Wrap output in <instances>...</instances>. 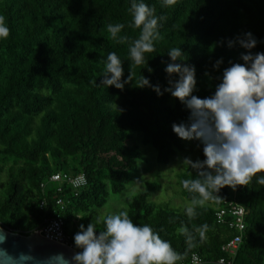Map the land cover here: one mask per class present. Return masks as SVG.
Here are the masks:
<instances>
[{
    "label": "trees",
    "instance_id": "trees-1",
    "mask_svg": "<svg viewBox=\"0 0 264 264\" xmlns=\"http://www.w3.org/2000/svg\"><path fill=\"white\" fill-rule=\"evenodd\" d=\"M133 2L154 7L155 15L164 17L155 51L146 53V62L139 66L129 53L140 34L129 27ZM162 5L163 0H0V15L10 29L6 39L0 38V227L28 236L60 217L73 244L81 224L87 228L95 223L98 234L108 215L100 217V210L110 195L122 194L140 162L148 160L140 144L155 151L151 162L158 165H168L184 150L172 125L189 124L190 113L164 92L169 79H178L165 72L167 64L194 66L192 95L203 99L214 94L229 62L244 63L240 56L248 50L238 44L229 47L228 41L250 32L257 41L250 51L264 53V0H177L174 6ZM116 23L124 28L114 40L107 25ZM120 37L127 39L120 42ZM172 48L183 52L174 62L168 56ZM112 52L123 63L122 81L131 72L123 90L100 84L104 61ZM142 76L159 85L162 94L138 87ZM193 142L202 161L203 145ZM56 173L82 174L86 185L73 190L53 183ZM261 175L246 187H223L217 193L222 200L198 206L191 221L185 207L176 210L149 200L161 188L152 181L132 198L127 211L134 224L150 225L175 251L186 253L178 264L192 254L202 264H219L221 247L235 232L218 224L214 213L235 202L246 210V227L233 263L264 264V186L256 183ZM195 176L191 168L176 172L173 195L190 202L181 180ZM204 224L209 231L201 242L193 229ZM182 225L196 237L191 249L177 232Z\"/></svg>",
    "mask_w": 264,
    "mask_h": 264
},
{
    "label": "clouds",
    "instance_id": "clouds-1",
    "mask_svg": "<svg viewBox=\"0 0 264 264\" xmlns=\"http://www.w3.org/2000/svg\"><path fill=\"white\" fill-rule=\"evenodd\" d=\"M176 3L177 0H163L162 6L171 7ZM129 11L132 15L129 27L140 29L138 38L129 48L133 65L139 66L146 62V53L155 51L159 21L164 17H157L155 8L143 2H133ZM123 28L124 25L120 23L107 25V31L114 40ZM9 34L6 18L0 15V38L6 39ZM126 39L119 38L120 42ZM234 44L248 50L240 56L244 63L229 62L231 66L223 70L221 82L210 97L201 99L192 95L196 85L194 66L168 63L165 68L169 77L176 74L178 79H169V87L164 92L178 99L190 113L189 124H173L172 130L183 140H198L203 145L205 157L195 162L184 159V164L196 171V178L181 180L183 189L191 194L190 203L185 209L190 221L197 216L198 206L222 200L217 193L223 187L228 186L233 190L237 186L246 187L257 173H264V53L253 54L250 51L257 44L250 32L228 41L229 47ZM182 55L181 48H172L168 52L173 62ZM221 63L222 58L216 60L213 67L219 68ZM123 74L121 59L115 52L109 53L104 61L100 84L123 90L131 80V72L122 81ZM145 86L152 87L158 95L162 94L159 85L152 86L142 76L138 87ZM256 183L264 186V175L257 177ZM102 223L104 230L98 234L93 222L87 228L79 225L74 244L82 251L70 259L58 253L45 258L41 264H178L186 257V253H178L168 241L161 239L150 225L134 224L127 210L108 214ZM193 231L203 242L209 226L204 224ZM177 232L186 238L189 249L195 246L196 237L188 227L182 225ZM5 241L6 234L0 230V244ZM35 259L26 253L13 257L0 248V264H28Z\"/></svg>",
    "mask_w": 264,
    "mask_h": 264
},
{
    "label": "rangeland",
    "instance_id": "rangeland-1",
    "mask_svg": "<svg viewBox=\"0 0 264 264\" xmlns=\"http://www.w3.org/2000/svg\"><path fill=\"white\" fill-rule=\"evenodd\" d=\"M184 150L178 152L173 160L168 165H158L155 162L156 154L151 148L140 144L142 150L148 155L147 161L140 162L139 170L132 175V182L125 188L120 195H110L105 206L100 210V217L107 214H112L120 210H127L132 198L146 190V182H158L161 188L152 193L149 200L156 204H170L169 207L178 210L180 207H185L189 201L177 198L173 195L175 189V174L183 172L190 167L184 164V159L189 158L193 162L200 160L199 152L193 140H183ZM154 161V162H151ZM169 189L167 190V186ZM180 210V209H179Z\"/></svg>",
    "mask_w": 264,
    "mask_h": 264
},
{
    "label": "built area",
    "instance_id": "built-area-1",
    "mask_svg": "<svg viewBox=\"0 0 264 264\" xmlns=\"http://www.w3.org/2000/svg\"><path fill=\"white\" fill-rule=\"evenodd\" d=\"M50 181L53 183H65L73 190H78L86 185V180L82 174L63 177L59 173H56L51 176ZM57 204L62 206L60 200L57 201ZM214 217L218 224H224L235 232V234L221 247L224 257L219 259V264H234V258L246 227V210L242 206L231 201L224 207L217 209L214 213ZM37 231H40L39 235L42 238L76 249L71 237L64 231V223L60 217L49 220L41 228L33 231V233ZM202 262L203 259L200 256L192 254L189 260L182 264H202Z\"/></svg>",
    "mask_w": 264,
    "mask_h": 264
},
{
    "label": "water",
    "instance_id": "water-1",
    "mask_svg": "<svg viewBox=\"0 0 264 264\" xmlns=\"http://www.w3.org/2000/svg\"><path fill=\"white\" fill-rule=\"evenodd\" d=\"M0 230L6 234V241L0 244V248L6 250L13 257L18 256L20 253H26L36 258L35 261H30L28 264H41L45 258L58 253H62L70 259L78 252L69 246L42 238L39 232L43 229L28 236L8 231L2 227H0Z\"/></svg>",
    "mask_w": 264,
    "mask_h": 264
}]
</instances>
